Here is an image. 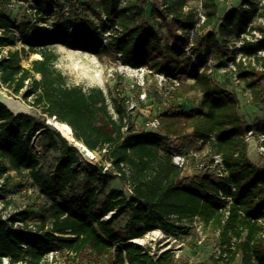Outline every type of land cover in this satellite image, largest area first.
Segmentation results:
<instances>
[{
    "label": "trees",
    "instance_id": "trees-1",
    "mask_svg": "<svg viewBox=\"0 0 264 264\" xmlns=\"http://www.w3.org/2000/svg\"><path fill=\"white\" fill-rule=\"evenodd\" d=\"M33 1L38 6V21L19 23L0 12V31L19 33L23 43L22 49L9 50L0 61V82L16 95L22 94L40 113L39 118L15 116L0 104V178L11 180V171L25 175L31 184L26 188L32 187L34 194L33 186L37 187L48 208L38 212L33 205L19 214L22 221L40 218V233L34 236L14 232L8 222L0 221V264L3 257L10 258L11 264H47L45 256L55 248L74 251L79 259L89 252L99 260L114 251L119 264H176L170 250L151 255V248L131 242L156 230L178 238L188 231L183 221L196 218L218 230L220 248L226 254L220 257L223 264L234 262L239 254L241 264H264V167L251 160L245 142L249 131L264 133V121L245 122L239 98L226 81L218 82L216 70L209 74L198 64L190 72L182 71V62L192 60L185 51L186 34L198 23L197 8L189 7V0H162L164 8L160 5L147 15V0H68V17L51 29L45 25L46 15L64 10V0ZM201 1L206 20L200 31H211L196 34L193 54L197 60L192 61L201 62L203 52L214 55L215 67L219 58L227 64L234 62L239 85L246 84L250 90V103L264 106V34L257 42L246 41L241 49L230 45L257 31L254 23L264 18V3L244 0L220 16L217 0ZM231 1L224 0V4ZM158 11L163 19L170 18L175 30H184L185 37L176 35L171 45L164 43L159 31L147 25L148 17ZM7 44L5 36L0 39V46ZM56 45L98 57L114 54L134 69L147 67L168 79H178L180 86L168 93V105L158 115L159 129L136 130L129 99L121 91L109 98L101 88L70 85L56 67ZM30 54L39 58L25 67L22 61ZM238 54L246 60L237 61ZM182 76L193 82L181 84ZM232 81L235 84L234 73ZM191 91L199 92L202 99L198 107L185 110L179 100ZM48 118L68 124L76 139L92 152L106 150L102 161L86 160L52 130ZM39 135L44 138L41 150L36 151L33 140ZM189 135V148H195L197 141L211 142L213 153L223 156L225 179L202 169L183 177V169L173 163L163 144L169 136ZM52 153L56 155L50 159ZM105 162L110 164L108 169ZM118 175L128 181L133 193L112 189L101 201L105 188ZM220 192L232 198L229 207ZM124 215L128 221L124 234L119 235L114 224Z\"/></svg>",
    "mask_w": 264,
    "mask_h": 264
},
{
    "label": "rangeland",
    "instance_id": "rangeland-1",
    "mask_svg": "<svg viewBox=\"0 0 264 264\" xmlns=\"http://www.w3.org/2000/svg\"><path fill=\"white\" fill-rule=\"evenodd\" d=\"M67 1L68 0H64V10L59 11L56 9L54 10V13H47L46 16L48 17V22L45 24L46 26L51 29L55 28V23H59L63 17H68L69 3H67ZM256 1H258L260 5L264 3V0ZM199 3L200 0H189L188 6L194 8L198 6ZM243 3L244 0H232L227 5L220 4L219 15L222 16L226 10L235 6L239 7ZM160 5L161 0H147V15H149L152 10L157 11ZM37 10L38 6L33 0H11L9 4L3 3L2 0H0V12L5 13L11 19L19 23L27 22L29 20H32L33 22L38 21L39 18L36 17ZM160 11L155 13V17H148L147 25L158 30L164 39V43H169L171 45L176 38L175 36L178 35V32L173 27L170 18L163 19L161 17L159 14ZM156 17H159V20H156ZM254 25L259 33L264 34L263 17H258L255 20ZM210 31L211 28H207L204 31H200V34L206 35ZM4 36L6 41H8V44L0 46V55L7 54L9 50L22 49L23 43L19 33L13 32L4 35L0 31V39ZM54 48L59 54L56 67L68 77L70 85L81 86L85 90L98 87L103 89L109 98L116 96L117 91H121L122 95L129 99V106L133 114V123L136 130L140 131L145 128L150 130L151 128L147 126V123L151 122L155 118H158V115L164 110V106L168 105L165 102L167 101L168 93L173 90L171 89V84H166V82L161 84L159 78L157 77L158 73L153 72L149 68V71L144 74L137 71H126L122 70V65L119 64L118 59H116L114 54L98 57L83 51L71 50L62 45H56ZM261 55L264 56V52ZM228 57L230 58L231 56L228 55ZM36 58L39 57L32 54L25 55L22 65L29 67L31 61ZM217 63L219 66L216 67L215 77L221 84L226 81L228 89L237 95L241 103V114L245 122L248 125H252L264 121V106H257L250 103V90L246 84L236 86L233 83L232 73L227 70L230 63L227 64L225 59L220 58L217 60ZM198 64L202 69L204 66L203 61L194 63L192 60H187L182 62L181 69L182 71L186 70L190 72L193 66ZM181 79V84L193 82L191 79H186L185 76H182ZM262 81H264V79ZM0 86L11 97L18 99L25 105L29 106L33 111L34 117H40L39 110L28 103L23 98L22 94L16 95L13 91L2 85L1 82ZM201 99L202 95L199 92L191 91L187 93L183 99H180L179 102L183 104L185 110H190L198 107ZM110 109L111 112L114 113L112 106ZM52 130L54 129L52 128ZM43 138L44 137L42 135H39L36 139V149L41 150V142ZM191 140V135L187 137L180 136L177 141L173 142L172 147L169 145V148H181L182 151H185L186 148L183 149V147H186L185 145ZM168 143L170 144L171 142L168 141ZM195 150L201 152L202 157L197 161L191 160V163L183 168V177L188 175H190V177L192 175H197L200 168L205 163L204 161L206 158L204 157V153L208 152L207 148L201 149L197 146ZM105 152L106 150L95 152L97 160L88 161L95 163L101 162L102 156ZM55 155L56 153H52L50 159H52ZM249 156L258 166L264 167V156L257 152L256 145H249ZM105 164L108 166V162H105ZM112 171L117 174L115 172L116 170ZM9 174L11 180H6V185L0 191V200H5L6 205L20 210H26L28 207L33 205L36 206L35 209H38V212L48 208L47 201L38 195L39 190L37 187L33 186L36 191L31 196L23 192L24 188L31 185L25 175H18L14 171H11ZM81 181L82 183H86V178L81 177ZM127 182L128 181L123 179L121 176H116V178L105 188L104 194H102L100 198L101 201H103L104 196L112 189H125L127 191ZM0 207L3 208V204H1ZM0 212L4 213V208L0 209ZM37 215H40V213ZM127 221L128 215L119 216L117 218L114 224V229L117 234H124ZM36 222H38V226L41 227L40 218H38ZM183 225L187 227L188 231L180 234L178 238H167L159 230H156L146 235L148 236L152 233H157V237L154 240H151L146 244L135 245L151 248V255L160 253L163 248L165 250H170L174 255L176 264H223L224 260L220 258L221 256L219 254L221 240L217 229L209 225H205L199 218H196L193 221L185 220L183 221ZM45 262L47 264H119L115 260L114 251L112 254H109L99 260L95 259L89 252H87L84 254V257L82 259H78V261H72L71 259H66L64 256H60L54 261L46 259ZM230 264H241V255L239 254L237 259Z\"/></svg>",
    "mask_w": 264,
    "mask_h": 264
},
{
    "label": "built area",
    "instance_id": "built-area-1",
    "mask_svg": "<svg viewBox=\"0 0 264 264\" xmlns=\"http://www.w3.org/2000/svg\"><path fill=\"white\" fill-rule=\"evenodd\" d=\"M217 3H219V5L220 4L224 5V0H217ZM164 6L165 5H163L162 0H161V7L164 8ZM196 8H197V12H198V23L195 25L194 28L187 30L186 36H187L188 42L185 45V51H186L187 56L189 58H191L192 60H195V61L197 60L196 55L193 54V48L196 45L195 37H196V34L199 31L201 25L206 20V15H205V11L203 9V4H202L201 0H200L199 5L196 6ZM103 21L106 22V17H103ZM177 32H178L179 36L185 37L184 30L178 28ZM261 38H262L261 33H259L258 31H253L252 34H250V35L245 34V35H242L240 38L233 40L230 43V45L233 48L236 47L237 49H241L246 41L257 42ZM104 42L106 45L107 40H105ZM262 53L263 52H261V54ZM7 54L0 55V61H2L4 58H6ZM119 58H121V55H119ZM201 58H202V61L204 62V66L201 70L202 71L207 70L209 74H214L215 70H216V67H215L216 59H215L214 55H212V54L204 55V53L202 52ZM241 59H243L244 61L246 60L245 58L242 57V54H238L236 60L240 61ZM118 62L120 65H122V70L135 71V72L137 71V72H141L143 74L145 72L149 71L147 67L134 69L128 65L123 64L120 60H118ZM227 70L229 72L234 73L235 84L239 85L241 83V81L239 80V78L237 76V68H236L234 62H231L229 64ZM157 77L159 78V81L161 84H164L165 82H166V84L170 83L171 89H173V90L180 86V81L178 79H168L163 74H158ZM147 126H149L151 128L150 130H155V131L158 130L160 127L159 118H155L151 122H148ZM179 138H180V136H169V137L165 138V141L163 144L164 151H168V153L172 157L173 163L176 166L183 169L188 164L191 163V160H196V161L199 160L202 157V155H201V152H198L197 150H195V148L198 146L201 149L207 148L208 152L204 153V157L206 159L210 158V162H208L206 165L203 164L200 169L213 173L215 178L219 179V180H223L228 176V172H227V169H226V166L224 163L223 156L221 154L213 153L212 147H211V142L205 143L203 141H197V145L195 148L194 147L189 148L190 142H188L186 144L187 145V147H186L187 152L186 153L183 152L181 150V148H176V149L169 148V145H170V147H172L173 142L177 141ZM211 140H214V137H211ZM35 141H36V138L33 140V142L35 143ZM168 141H170L171 143L169 144ZM245 142L248 144V147H249V145H253V144L256 145L257 152L260 155L264 156V133L256 132V131H249L245 136ZM188 148H189V150H188ZM35 150L38 151L40 149H36V147H35ZM109 166H110V164H108L106 169H108ZM5 185H6V176H3L0 178V191L2 190V188ZM23 192L28 194L29 196H31L33 194V190L31 188H24ZM126 192L130 193V194L133 193L132 188L129 185H128V189ZM220 195H221V198L226 202L227 207H229L233 203L231 197H225L223 195V193H221V192H220ZM0 201H1L0 205L3 204V208H4V213L0 212V221L8 222L9 227L12 228L14 232H22V233H25V234L30 235V236H34L37 233H40L38 231V227H37L36 222H34L32 220H27V221L19 220V218H20L19 214L23 211V209L20 210L17 208H12L11 206L6 205L5 200H3V201L0 200ZM3 208L0 207V209H3ZM228 214H229V211L226 210V215H228ZM111 215L112 214H110L106 218H110ZM160 232L163 233L162 231H160ZM67 236H70V235H67ZM165 237H167V236L165 235ZM167 238H171V237H167ZM24 248H26V246H24ZM164 250L165 249L163 248L160 253L164 252ZM219 254H220V256L222 255L224 258L226 257V254H222L221 248L219 250ZM60 256H64L66 259H71L72 261H78V259H79L78 254L74 251H71L68 249L61 250V249L55 248L45 256L44 261H46V259H49V261H54L55 259H58ZM2 264H11L10 258L3 257L2 258ZM16 264H25V262L21 261V262L16 263Z\"/></svg>",
    "mask_w": 264,
    "mask_h": 264
},
{
    "label": "bare ground",
    "instance_id": "bare-ground-1",
    "mask_svg": "<svg viewBox=\"0 0 264 264\" xmlns=\"http://www.w3.org/2000/svg\"><path fill=\"white\" fill-rule=\"evenodd\" d=\"M36 57H39V55H34ZM2 90V97H3V101L5 103H8L7 105L14 111V113H29L30 115H33V111L32 109L25 105L22 101L15 99V98H11V96L4 90ZM49 124L52 126V128L56 131L59 132L61 135H63L66 139H68V141H70V143L72 145H75L79 148V150L81 151L82 155H84V157L87 160L90 161H96L97 160V156L95 154V152H92L91 150H89L87 147H85V145L81 142L78 141L73 133V130L71 129V127L63 122L58 121L56 118H49ZM157 233H152L151 235L145 236L142 239H135L133 240V242L135 244H146L151 240H154L157 236Z\"/></svg>",
    "mask_w": 264,
    "mask_h": 264
},
{
    "label": "water",
    "instance_id": "water-1",
    "mask_svg": "<svg viewBox=\"0 0 264 264\" xmlns=\"http://www.w3.org/2000/svg\"><path fill=\"white\" fill-rule=\"evenodd\" d=\"M2 88H1V86H0V104H2V105H4L11 113H13L15 116H17V115H19V114H27V115H30L29 113H19V114H17V113H14V111L7 105L8 103H5L4 101H3V97H2V90H1ZM11 98H13V97H11ZM31 116H33V115H31ZM55 119V118H54ZM47 124L48 125H50L49 124V118L47 119ZM51 126V125H50ZM52 127V126H51ZM62 137L63 138H65L63 135H62ZM66 139V138H65ZM67 141H68V139H66ZM69 142V144H71L70 143V141H68ZM72 145V144H71ZM73 146H75V145H73ZM78 150H79V148L77 147V146H75ZM86 147V146H85ZM79 152L81 153V151L79 150ZM82 154V153H81ZM82 156H84V155H82ZM131 243H134L133 241L131 242ZM135 244V243H134Z\"/></svg>",
    "mask_w": 264,
    "mask_h": 264
}]
</instances>
